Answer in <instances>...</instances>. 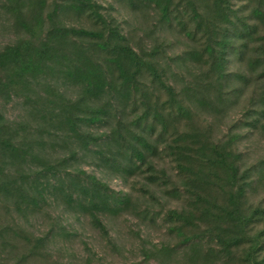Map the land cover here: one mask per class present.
I'll list each match as a JSON object with an SVG mask.
<instances>
[{
  "label": "rangeland",
  "instance_id": "1",
  "mask_svg": "<svg viewBox=\"0 0 264 264\" xmlns=\"http://www.w3.org/2000/svg\"><path fill=\"white\" fill-rule=\"evenodd\" d=\"M2 1L0 49L29 39L15 27L14 18L2 8ZM91 1L102 21L88 10L80 13L69 9L66 0H45L44 33L51 27L47 16L54 12L53 20L58 26L104 32L106 41L107 27L116 28L136 53L156 64L161 80L175 92L176 101L148 73L138 76V91L121 97L108 93L99 100L87 101L90 107H103L105 114L100 115V122L81 125V132L96 139L85 150L75 138L67 139L65 132L49 129L50 134L45 133L40 113L23 99L13 98L10 103L0 99V112L6 121L13 128H24L16 143L31 146L35 155L57 164L61 178L48 177L51 188L44 197L37 203L21 204V210L16 208L18 195L0 192V264H193L188 249L194 238L200 241L203 254L210 249L218 252V243L211 241L208 233L209 221L183 228L169 221L170 211L189 210L191 203L187 202L183 187L185 177L177 168L174 150L178 147L195 158L189 173H197V169L215 172L205 194L220 204L226 202L228 191L235 192L236 188L226 185L221 167L216 169L204 160L211 154L210 149L202 152L201 148L216 145L233 154L238 183L249 186L241 206L245 213L261 210L263 215L252 225L249 235L263 232L264 0H226L232 25L219 22L214 0H166L168 19L162 17L154 2L147 0ZM225 30L234 51L221 56L227 60L225 69L215 71L209 50L218 51L216 42L225 36ZM234 30L250 34L239 36ZM68 42V52L75 53V47L106 68L108 52L100 42L77 37ZM107 75L123 91L117 72L110 70ZM3 77L0 70V80ZM38 81L52 86L72 102L82 97L83 87L61 76L50 74ZM37 92L43 94L40 88ZM154 111L165 119L166 128L154 119ZM140 118L142 121L136 125ZM142 127H147L145 134L154 147L148 154L153 172L141 166L134 175H127L103 164L96 152L106 151L104 157L111 158L118 143L124 142L113 137L115 131L128 136V128L136 134L141 133ZM32 171L37 168L29 164L25 173ZM151 173L160 178L156 184L148 181ZM6 175L16 177L10 168ZM92 178L102 185V193L128 199V205L118 215L97 212L108 237L93 227L83 208L64 198L63 191L70 192L74 199L81 196L75 191L74 182L92 189ZM63 181L64 189L53 190ZM184 237L192 240L184 244ZM162 247H167L168 252H161ZM239 257L240 254L232 258L220 256L207 264H242Z\"/></svg>",
  "mask_w": 264,
  "mask_h": 264
},
{
  "label": "trees",
  "instance_id": "2",
  "mask_svg": "<svg viewBox=\"0 0 264 264\" xmlns=\"http://www.w3.org/2000/svg\"><path fill=\"white\" fill-rule=\"evenodd\" d=\"M66 1L69 9L80 13L88 10L92 17L102 21L101 14L91 0ZM147 1L154 2L161 10L162 17L168 19L169 1ZM227 3L226 0H214V8L220 23L232 25ZM44 6L45 0L2 1V8L14 18L15 27L22 30L29 39L0 49V70L4 72V77L0 80V99L5 103H10L13 98H21L24 103L36 108V111L40 113L39 117L44 122L45 129L43 131L45 133L50 134L49 129L65 132L67 139L75 138L87 150L91 142H95L96 139L89 133L81 132L80 127L84 123L92 125L100 122V115L105 114L103 107H90L87 105V101L99 100L108 93H111L113 97H121L128 95L129 91H138L137 79L142 73H148L160 86L167 89L170 98L176 101L175 92L161 80V74L156 64L136 53L116 28L107 27L104 22L108 28L104 27L109 38L106 41L104 32L58 26L53 20L56 17V12H54L47 16V19L51 21V27L44 33ZM226 33L227 30L224 32L225 36L223 35L219 38L221 40L216 42L218 51L214 48L209 50L215 71L225 69L227 60L221 56L234 51ZM233 33L239 36L245 35V37L250 34L249 31L237 32L235 30ZM71 37L90 38L100 42V46L105 47L108 52L106 68L94 62L84 53H80L75 47H73L75 53L70 52L71 50L68 52L70 46L68 40ZM110 70L117 72V79L120 80V87L123 91L109 80L107 73ZM50 74L61 76L66 81L81 85L83 87L82 97L72 102L52 86L39 84L38 80L41 77L45 78ZM38 88L43 92L41 96L37 92ZM179 109L183 110L181 107ZM150 115L151 111L144 118L147 119ZM153 117L166 128L165 119L160 113L154 111ZM140 121L142 118L137 119L135 124L139 125ZM145 128L147 129V127H142L141 133H136L138 135L132 134L130 128H128V136L123 135L120 130L115 131L113 137L117 136V138L123 139V144L118 143V147L110 153L111 158L104 157L106 151L103 153L102 150H98L96 153L99 155V159L104 161V165L115 167L114 169L127 175H134L141 166H147L153 172L154 168L148 162V154L154 147L148 141ZM23 129L20 125L13 128L0 112V176L2 178L0 192L7 195L11 193L18 195L19 203L16 208L19 210H21V204L25 202L28 204L37 203V199L44 197V192L51 188L48 177L54 180L61 179L57 171L59 167L57 164L52 165L35 155L31 146L16 143L17 135ZM148 129L153 130V126ZM201 149L202 152L210 149L211 154L204 160L210 162L211 166L216 169L221 167L227 178L225 179L226 185L230 189L236 188V191L229 190L226 202L218 203L216 198L205 194L206 186L210 185L209 181L212 180V175L215 172L197 169V173H189L195 158L180 151L179 147L174 150L177 168L185 177L183 187L187 194V202L191 203L189 210L170 211L169 221L179 223L181 228L197 227L199 222L209 221L207 224L210 239L216 241L220 247L218 252L210 249L203 254L200 241L194 238L191 245L189 244V260L193 264H207L220 256L232 258L235 254H240L239 258L242 264H264V256H261V253H264V231L249 235L254 227L252 225L259 221V218L261 220L262 211L253 210L250 213H245L241 206L240 201L244 197L245 189L249 186L245 182L238 183V169L234 165L235 156L216 145ZM62 162L64 164L65 160ZM29 164L36 166L37 171L26 174L25 168ZM8 168L13 169L15 178L6 175ZM193 177L195 178L193 179ZM92 179L94 180L92 189L74 182V189L81 196L74 199L70 192L63 191L64 198L66 202L70 204L76 202L80 208H83L89 214L93 227L108 237L107 228L99 219L97 212L118 215L128 205V199L102 193L100 191L103 188L102 185L94 178ZM159 180L160 178L155 174L151 173L148 176V181L151 184H156ZM64 187L63 181L53 187V190L64 189ZM176 232L183 236L180 230ZM191 240L190 237L183 239L184 244ZM161 252H168L167 247H162ZM199 260L203 262L198 263Z\"/></svg>",
  "mask_w": 264,
  "mask_h": 264
}]
</instances>
